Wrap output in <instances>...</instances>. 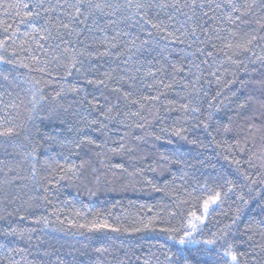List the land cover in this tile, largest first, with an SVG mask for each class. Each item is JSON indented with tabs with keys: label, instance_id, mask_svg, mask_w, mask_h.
I'll return each instance as SVG.
<instances>
[{
	"label": "trees",
	"instance_id": "obj_1",
	"mask_svg": "<svg viewBox=\"0 0 264 264\" xmlns=\"http://www.w3.org/2000/svg\"><path fill=\"white\" fill-rule=\"evenodd\" d=\"M8 129L0 264H264V0H0Z\"/></svg>",
	"mask_w": 264,
	"mask_h": 264
},
{
	"label": "snow or ice",
	"instance_id": "obj_2",
	"mask_svg": "<svg viewBox=\"0 0 264 264\" xmlns=\"http://www.w3.org/2000/svg\"><path fill=\"white\" fill-rule=\"evenodd\" d=\"M11 131H12L11 129H8L6 132L0 133V135H7V134H10ZM217 198H218V197H217ZM211 202L214 203V202H215V199H213ZM204 208H205V211H207V208H208V202H205ZM114 230H115V229H114ZM180 243H184V241L181 240ZM209 243H211V242H209ZM225 255H227V256H231V259H232L233 261H235V260L237 259L236 255L233 254V253H231V252H226Z\"/></svg>",
	"mask_w": 264,
	"mask_h": 264
}]
</instances>
